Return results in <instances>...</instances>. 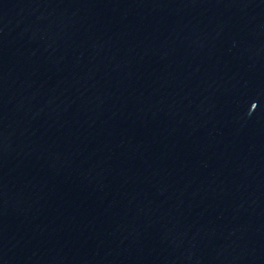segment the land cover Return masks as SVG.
<instances>
[{"label": "water", "instance_id": "obj_1", "mask_svg": "<svg viewBox=\"0 0 264 264\" xmlns=\"http://www.w3.org/2000/svg\"><path fill=\"white\" fill-rule=\"evenodd\" d=\"M0 264H264V0H0Z\"/></svg>", "mask_w": 264, "mask_h": 264}]
</instances>
